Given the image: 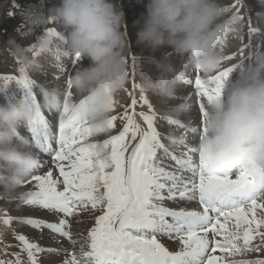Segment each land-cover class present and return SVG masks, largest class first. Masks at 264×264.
<instances>
[{
	"label": "rangeland",
	"instance_id": "1",
	"mask_svg": "<svg viewBox=\"0 0 264 264\" xmlns=\"http://www.w3.org/2000/svg\"><path fill=\"white\" fill-rule=\"evenodd\" d=\"M185 19L192 30L188 31ZM216 28L226 31L221 33ZM210 32L219 35V39L216 35L210 37L218 41L200 61L198 84L216 76L218 80L202 93L197 88L193 94L169 77L163 66L173 64L188 74L191 67L186 43L194 44L200 53ZM254 55L260 56L254 64H260L262 75L264 0H0V86L10 81V92L17 98L16 111L4 117L17 122L12 128L14 135L4 133L9 129L4 127L8 122L0 123V153L13 150L8 156L0 154V264H69L70 253L87 249L91 235L98 233L106 216L114 218L125 212L123 205L113 215L106 196L111 186L120 188L119 181L111 182L112 177L126 181L129 171L123 167L130 160V175L135 180L145 171V156L136 137L147 126L144 116L153 118L163 113L184 118L188 123L203 122L205 153L219 149L223 143L221 124L233 112L241 120L249 119L252 128H264V86L257 91V97L248 96L250 87L244 86L246 92L234 94V101L225 92L228 83L251 65ZM228 67L234 68L232 73L222 76ZM194 73L195 76L197 71ZM257 79L248 81L253 86ZM0 106L9 110L1 100ZM35 107L54 120L49 123L60 135L76 131V144L81 147L75 145L51 164L32 171L21 162L27 155L36 156L44 150L42 143H34L37 129L42 126L45 133L49 132L42 124L44 117L36 116ZM159 123L162 125L158 130H152L156 134L165 127L172 128L166 122ZM61 125H69L68 130ZM76 125L80 130H76ZM120 130H125L128 137L135 135L130 147L116 157H112L110 147L101 151L104 140ZM175 132L184 135L182 131ZM247 134H243L244 141ZM249 134L251 140L257 139L252 130ZM216 135V145L211 146L209 142ZM148 136L149 142L156 140L153 135ZM98 157L103 158L96 162ZM50 160L52 156H47L46 162ZM88 175L92 176L89 181ZM15 182L28 184L24 191L32 193L33 201L45 189L52 190L46 193L49 195L72 193L74 198H79V194L89 198L77 202L79 207L66 219L71 223L73 238L61 242L52 238L45 223L62 225L63 220L54 214L56 211L31 207L19 196L22 187H10ZM257 203L259 214L254 210L255 217L250 219L249 215L244 218L247 220H240L241 228L231 227L260 235L257 247L242 251L249 258L264 257V202ZM236 212L241 218L245 215ZM14 217H32V221L21 225ZM205 234L193 235L189 240L207 238ZM208 237L211 239L210 234ZM182 242L173 246L166 239L162 244L171 253H180L188 250V240L184 238ZM52 248L62 251L50 255L48 250ZM64 253L65 260H60ZM218 260L217 256L211 257L212 264ZM246 262L243 264H253Z\"/></svg>",
	"mask_w": 264,
	"mask_h": 264
},
{
	"label": "bare ground",
	"instance_id": "2",
	"mask_svg": "<svg viewBox=\"0 0 264 264\" xmlns=\"http://www.w3.org/2000/svg\"><path fill=\"white\" fill-rule=\"evenodd\" d=\"M46 127V126H45ZM45 129H47V128H45ZM48 130V129H47ZM44 130H42L41 129V132H43ZM47 132V131H46ZM184 193L183 192H181V196L183 195ZM217 199L218 198H216L214 201H217ZM220 200H218L217 202H219ZM251 206H255V210H256V214L260 211V205L256 202V203H254L253 205H251ZM252 211H254V210H252ZM252 211H251V213H252ZM235 212V214H236V218H238V216H240V217H242V215L241 214H238L236 211H234ZM249 212V210L247 209L246 210V213H248ZM245 213V215L243 216V218L242 219H244V218H247L248 216H247V214ZM249 214H250V212H249ZM259 214V213H258ZM218 217H220V215L218 216ZM197 234H195L194 236H196ZM194 236H192V237H194ZM192 237H188V238H186L187 240H188V242H189V238H192ZM185 237H179V238H176V239H173L172 241H171V243L170 244H172L173 246H175V244L176 243H178V245H182L183 244V242H182V240L184 239ZM221 242V245H222V247L224 248L225 247V245L222 243V241H220ZM186 246H188V243L186 244ZM67 247V246H66ZM189 247V246H188ZM68 252V251H67ZM68 256V255H67ZM212 256H217L220 260H218L216 263H214V264H225V262H224V260H225V258H228L229 260H231V259H235V257H233V256H230V255H227L226 254V252H224V253H218V252H216V253H213V255ZM211 256V257H212ZM65 253H64V255L63 256H60V260H62V259H64L65 260ZM222 260V261H221ZM52 261V260H51Z\"/></svg>",
	"mask_w": 264,
	"mask_h": 264
}]
</instances>
